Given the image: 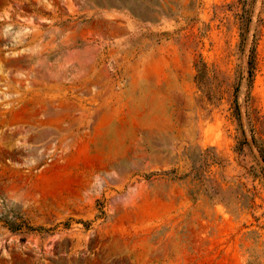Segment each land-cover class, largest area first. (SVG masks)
<instances>
[{
    "label": "rangeland",
    "instance_id": "rangeland-1",
    "mask_svg": "<svg viewBox=\"0 0 264 264\" xmlns=\"http://www.w3.org/2000/svg\"><path fill=\"white\" fill-rule=\"evenodd\" d=\"M0 264H264V0H0Z\"/></svg>",
    "mask_w": 264,
    "mask_h": 264
}]
</instances>
